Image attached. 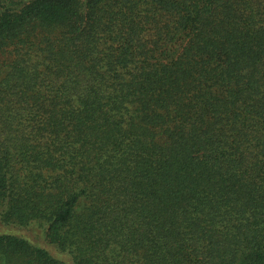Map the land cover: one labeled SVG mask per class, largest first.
Wrapping results in <instances>:
<instances>
[{"label":"trees","instance_id":"1","mask_svg":"<svg viewBox=\"0 0 264 264\" xmlns=\"http://www.w3.org/2000/svg\"><path fill=\"white\" fill-rule=\"evenodd\" d=\"M0 264H264V0H0Z\"/></svg>","mask_w":264,"mask_h":264}]
</instances>
